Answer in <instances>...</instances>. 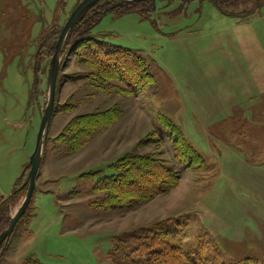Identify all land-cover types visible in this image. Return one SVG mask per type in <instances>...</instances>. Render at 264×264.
<instances>
[{
	"label": "rangeland",
	"instance_id": "rangeland-1",
	"mask_svg": "<svg viewBox=\"0 0 264 264\" xmlns=\"http://www.w3.org/2000/svg\"><path fill=\"white\" fill-rule=\"evenodd\" d=\"M81 1L0 0V203L14 194L9 218L26 193L17 190L29 172L58 33ZM117 1L103 4L108 12L90 35L133 50L153 84L131 96L117 95L118 83L102 90L80 52L65 50L34 194L0 247V264L29 257L161 264L164 250L157 251L166 243L189 253L188 264H264V0H229L230 13L252 10L244 19L226 18L209 2L179 8L162 0L146 17H117ZM112 108L120 117L71 152L65 128ZM158 116L200 165H177L171 142L153 133ZM138 154L158 155L177 173L176 185L146 202L106 208L94 192L98 180ZM139 234L154 245L139 248Z\"/></svg>",
	"mask_w": 264,
	"mask_h": 264
},
{
	"label": "trees",
	"instance_id": "trees-1",
	"mask_svg": "<svg viewBox=\"0 0 264 264\" xmlns=\"http://www.w3.org/2000/svg\"><path fill=\"white\" fill-rule=\"evenodd\" d=\"M108 1L111 0L96 3L80 17L68 34L62 56L66 49L74 47V52H80V60L93 74L92 78L99 85V88L106 91L108 88H104V85L118 83L123 88L115 89L117 95H135L153 84V77L149 74L148 66L144 60L134 54L131 49L107 45L103 39L93 38L90 35L108 12L106 5H103ZM162 1L166 2L167 5L177 2L179 8L196 1L199 3L209 2L226 18L244 19L248 14L253 15L252 10L245 15L230 13L227 7L232 2L229 0ZM117 2L119 3L117 17L134 14L142 18L146 17V14L149 15L156 11L155 0ZM244 2L245 0H237L235 3L242 4ZM258 4L259 0H254V5ZM119 117L120 113L116 108L78 117L65 128L62 133V140L66 139L68 141L71 152L79 151L89 143L94 132L108 126ZM156 123L157 126L153 133L160 137L165 136L171 142L176 154L175 162L178 166L188 169L201 164V158L186 144L181 133L175 126H172L167 118L158 116ZM159 158L156 154H138L126 155L119 159L114 165L116 166L114 173L111 176L99 179L94 188L95 193L103 195L102 205L108 209L119 210L130 205L149 201L173 188L177 183L178 175L172 167L159 160ZM6 201L7 199L2 202L3 204L0 203L2 204L0 206L2 211L0 212V233L10 221ZM135 238L140 243L139 248L154 245L153 238L149 242L142 234L137 235ZM160 250H164L159 254L162 255L160 257L163 259L161 264H188L190 262V254L185 253V250L178 246L170 247L166 243L157 252H160ZM23 264L40 263L34 257H29L24 260Z\"/></svg>",
	"mask_w": 264,
	"mask_h": 264
},
{
	"label": "water",
	"instance_id": "water-1",
	"mask_svg": "<svg viewBox=\"0 0 264 264\" xmlns=\"http://www.w3.org/2000/svg\"><path fill=\"white\" fill-rule=\"evenodd\" d=\"M100 1L103 0H82L69 15L68 19L66 20L65 24L63 25V27L59 32L57 42L54 47V52L50 59L49 69L46 77V96H45L43 115L40 120L38 131L36 133V139H35L33 151L28 157L29 172L27 174L26 180L17 190V192H20L23 189H26V193L18 208L11 215L8 225L0 233V247L4 243H6L8 238L11 236L17 223L23 217L27 208L29 207V204L34 194L38 171L41 167V163L43 159L44 142L53 118L55 97H56V84H57L59 70L61 67L62 53H63V47L65 41L68 37L69 32L78 22L80 17L88 9H90L92 6H94L96 3ZM123 1L142 2L146 0H123ZM13 195L14 194L8 196L7 200L9 201L13 197Z\"/></svg>",
	"mask_w": 264,
	"mask_h": 264
}]
</instances>
